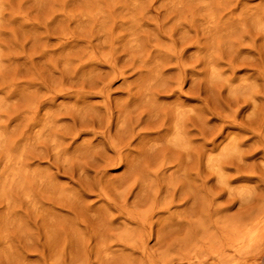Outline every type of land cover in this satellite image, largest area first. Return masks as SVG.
I'll return each mask as SVG.
<instances>
[{"label": "rangeland", "instance_id": "374dc122", "mask_svg": "<svg viewBox=\"0 0 264 264\" xmlns=\"http://www.w3.org/2000/svg\"><path fill=\"white\" fill-rule=\"evenodd\" d=\"M0 264H264V0H0Z\"/></svg>", "mask_w": 264, "mask_h": 264}]
</instances>
